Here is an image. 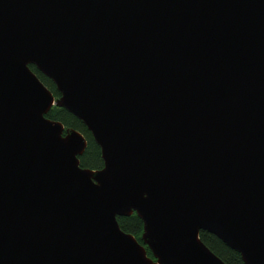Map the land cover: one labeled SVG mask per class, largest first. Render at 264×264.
<instances>
[{
    "label": "water",
    "instance_id": "water-1",
    "mask_svg": "<svg viewBox=\"0 0 264 264\" xmlns=\"http://www.w3.org/2000/svg\"><path fill=\"white\" fill-rule=\"evenodd\" d=\"M200 231L264 264V0H0V264H224Z\"/></svg>",
    "mask_w": 264,
    "mask_h": 264
},
{
    "label": "trees",
    "instance_id": "trees-1",
    "mask_svg": "<svg viewBox=\"0 0 264 264\" xmlns=\"http://www.w3.org/2000/svg\"><path fill=\"white\" fill-rule=\"evenodd\" d=\"M29 69L36 74L39 81L46 86L55 98L59 96L55 90L54 84H52L49 79H47L42 73L37 72L33 65H29ZM45 116L52 121L54 120L60 122L62 126H65V128L77 130L84 137L86 141V149L82 155L78 156L79 166L81 168H89L91 170H98L102 168L100 149L93 142L92 136L86 126H84L75 116L73 117L70 115L64 108L62 109L56 106H53ZM116 220L120 230L134 236V238L142 245L140 240L142 223L135 213H132V215L127 217H116ZM198 237H200V240L206 248H209L217 258H220L224 262V264H244L241 257H239L235 251L226 247L212 234L200 231ZM143 247L146 250L147 256L151 257V253L147 247L145 245Z\"/></svg>",
    "mask_w": 264,
    "mask_h": 264
}]
</instances>
